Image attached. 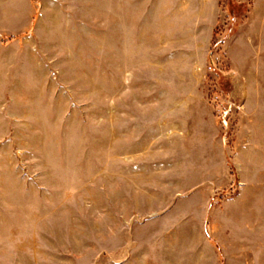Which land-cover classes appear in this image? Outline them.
I'll list each match as a JSON object with an SVG mask.
<instances>
[{
	"label": "rangeland",
	"instance_id": "1",
	"mask_svg": "<svg viewBox=\"0 0 264 264\" xmlns=\"http://www.w3.org/2000/svg\"><path fill=\"white\" fill-rule=\"evenodd\" d=\"M0 264H264V0H0Z\"/></svg>",
	"mask_w": 264,
	"mask_h": 264
}]
</instances>
